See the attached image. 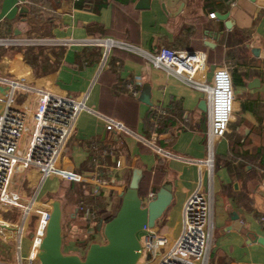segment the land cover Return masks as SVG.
Returning <instances> with one entry per match:
<instances>
[{"label":"crops","instance_id":"crops-1","mask_svg":"<svg viewBox=\"0 0 264 264\" xmlns=\"http://www.w3.org/2000/svg\"><path fill=\"white\" fill-rule=\"evenodd\" d=\"M85 1L86 7L79 0H0V39L11 41L0 43V62L7 60L0 77L20 85L13 106L32 113L35 88L86 105L57 161L83 177L68 183L77 199L62 225L63 252L83 256L90 243L104 242L98 224L116 213L140 169L144 201L170 186L171 201L154 226L169 244L179 235L183 204L198 190L210 202L207 264H264V0H150L143 9L135 7L138 0ZM165 47L205 52L209 82L223 65L231 78L241 77L224 136L210 141L201 90L142 55ZM26 49L36 67L25 59ZM143 91L149 104L140 100ZM159 110L165 111L161 120ZM106 117L129 133L107 130ZM29 133L27 127L21 146ZM34 171L40 185L33 204L62 190L63 178L40 179ZM96 173L111 183L96 185ZM53 178L57 184L43 186Z\"/></svg>","mask_w":264,"mask_h":264},{"label":"built area","instance_id":"built-area-1","mask_svg":"<svg viewBox=\"0 0 264 264\" xmlns=\"http://www.w3.org/2000/svg\"><path fill=\"white\" fill-rule=\"evenodd\" d=\"M214 17V14L211 13ZM0 43L10 44L9 40ZM110 42H106L108 45ZM131 49V47H127ZM155 68L163 69L183 80L188 85L203 92L209 109V138L210 141L225 135L231 119L234 101V89L231 72L225 65L218 66L207 81V60L203 51L162 48L154 54H142ZM10 86L6 99L0 97L5 107L0 111V205L22 208L28 212L31 204H24L21 195L10 188L12 175L17 167L35 168L40 179L61 177L75 182L83 181V177L71 170L57 166L68 139L74 132L75 121L79 113L86 110L84 100L71 96H59L43 88H35L36 104L32 113L13 106L15 91L19 87L17 80L0 77V84ZM134 95L138 91L132 90ZM160 119L165 111L157 112ZM106 129L129 133L125 125L114 118L106 117ZM30 127L29 138L23 146L20 138L25 129ZM170 156L169 152L165 153ZM202 164V161L197 162ZM210 166V159L206 161ZM94 183L106 186L111 180L96 173ZM150 193L147 200L153 197ZM81 209H84L81 207ZM41 218L31 236L28 254L21 258V238L23 227L17 228V256L14 264H34L38 246L44 236L48 212L41 209ZM86 215H93L89 209H84ZM209 199L199 192H193L185 201L181 212V228L177 238L169 244L168 239L160 235L155 228L144 225L139 233L142 245L141 256L137 264H147L156 259L155 264H207L208 243L211 237L209 224ZM40 211V210H37ZM264 220V216L261 218ZM5 225V226H4ZM0 226L9 228L0 221ZM1 232V231H0ZM160 249H163L160 252ZM0 264H5L0 261Z\"/></svg>","mask_w":264,"mask_h":264},{"label":"water","instance_id":"water-1","mask_svg":"<svg viewBox=\"0 0 264 264\" xmlns=\"http://www.w3.org/2000/svg\"><path fill=\"white\" fill-rule=\"evenodd\" d=\"M149 2L150 0H138L135 7L148 8ZM0 71L3 75L6 74V59L1 60ZM9 88L8 84H0V97L3 100L6 99ZM140 100L149 104L148 93L143 91ZM205 102L206 100L201 101L202 109H205ZM140 177L141 170L134 169L128 186L120 194L121 202L116 213L98 224L104 242L90 243L83 256L63 252L61 204L58 199L51 201L44 236L35 255L39 264H137L142 251L139 233L144 225L153 228L171 201V189L168 184L163 185L153 197L144 201L138 193ZM231 218L234 220L233 228L239 229L237 214H232ZM258 240L263 243L262 239Z\"/></svg>","mask_w":264,"mask_h":264},{"label":"rangeland","instance_id":"rangeland-1","mask_svg":"<svg viewBox=\"0 0 264 264\" xmlns=\"http://www.w3.org/2000/svg\"><path fill=\"white\" fill-rule=\"evenodd\" d=\"M235 100L233 101V105ZM4 103L0 102V109ZM71 180L63 178L62 190L52 195H45L39 197L36 203L33 204V199L36 196V192L39 188L40 181L36 176L34 168L28 167L23 169L17 167L12 175L10 188L18 192L22 197L24 204H31V208L28 212L24 213L22 208L14 206H2L0 205V220L8 225L9 228L0 226V261L5 264H14L17 256V244L18 235L17 228L23 227L22 238H21V258L24 259L28 254L29 247L31 245V236L34 234L38 223L40 221L41 209L51 210V201L58 199L63 206V217L61 225L63 228L69 222L68 214L72 210V204L75 202L77 197H73L70 194L68 183ZM57 184L55 178L46 180L45 186H54ZM40 210V211H37ZM34 264H39V261L35 258Z\"/></svg>","mask_w":264,"mask_h":264},{"label":"trees","instance_id":"trees-1","mask_svg":"<svg viewBox=\"0 0 264 264\" xmlns=\"http://www.w3.org/2000/svg\"><path fill=\"white\" fill-rule=\"evenodd\" d=\"M102 2L101 3H104V1L105 0H101ZM115 2H118V3H120V4H128V3H131V2H133L134 0H114ZM79 2H81V4H80V6L81 7H86L87 6V4H86V1L85 0H79ZM100 3V4H101ZM25 53H24V57H25V59L29 62V63H31L33 66H35L36 67V63H35V60L33 59V58H29V56H31L30 54H29V52L27 51V49L24 51ZM241 77L240 76H238V75H236V74H234L233 73V78H232V82H233V85H235V84H237V83H241L242 82V80L240 79ZM164 118V117H163ZM141 181H142V178L140 177V179H139V184H138V193H139V189H140V184H141ZM82 208H83V206H82ZM85 208V207H84Z\"/></svg>","mask_w":264,"mask_h":264}]
</instances>
